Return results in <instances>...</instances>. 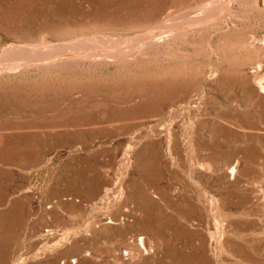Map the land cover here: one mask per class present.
Listing matches in <instances>:
<instances>
[{
	"label": "rangeland",
	"instance_id": "374dc122",
	"mask_svg": "<svg viewBox=\"0 0 264 264\" xmlns=\"http://www.w3.org/2000/svg\"><path fill=\"white\" fill-rule=\"evenodd\" d=\"M220 1L0 0V264H264V0Z\"/></svg>",
	"mask_w": 264,
	"mask_h": 264
},
{
	"label": "bare ground",
	"instance_id": "6f19581e",
	"mask_svg": "<svg viewBox=\"0 0 264 264\" xmlns=\"http://www.w3.org/2000/svg\"><path fill=\"white\" fill-rule=\"evenodd\" d=\"M214 1H215V0H214ZM219 1H220V0H219ZM243 1H244V0H243ZM247 1H248V0H247ZM220 2H221V1H220ZM222 2H223V1H222ZM222 2H221V4H222ZM241 2H242V1H241ZM246 3H247V2H246ZM253 3H255V2H253ZM208 5H209V4H208ZM224 6H225V5H224ZM224 6H223V7H224ZM209 8H210V7H208V9H209ZM210 10H211V9H210ZM223 10H224V9H223ZM223 10H222V11H223ZM227 11H228V10H227ZM207 12H209V11H207ZM223 12H224V11H223ZM223 12H222V13H223ZM218 13H220V12H218ZM207 14H208V13H207ZM220 14H221V13H220ZM220 14H219V15H220ZM205 15H206V14H205ZM214 16H217V15H214ZM220 16H221V15H220ZM212 17H213V16H212ZM236 17H237V16H236ZM217 18H218V17H217ZM229 18H230V17H229ZM174 19H175V18H174ZM209 19H211V18H209ZM212 20H213V19H212ZM176 21H177V20H176ZM197 21H198V20H197ZM197 21H196V23H197ZM202 21H203V20H202ZM208 21L211 22L210 20H208ZM198 22H199V21H198ZM206 22H207V20H206ZM192 23H194V22H192ZM201 23H204V22H201ZM206 24H207V23H206ZM193 25H194V24H193ZM195 25H196V24H195ZM202 25H203V24H202ZM204 25H205V23H204ZM198 26H199V25H198ZM204 27H205V26H204ZM160 28H161V27H160ZM191 28H192V27H191ZM161 30H162V29H161ZM171 30L173 31V29H171ZM189 30H190V29H189ZM172 31H171V33H172ZM183 31H184V30H183ZM197 31H198V30H197ZM164 32H165V30H164ZM167 32H168V31H167ZM167 32H166V34H167ZM198 32H199V31H198ZM161 33H162V32H161ZM177 33H178V32H177ZM152 34H153V33H152ZM159 34H160V33H159ZM153 35H154V34H153ZM155 35H156V34H155ZM157 35H158V33H157ZM162 36H163V35H162ZM162 36H161V37H162ZM164 36H165V35H164ZM164 36H163V37H164ZM152 37H154V36H152ZM161 37L159 36V38H161ZM169 37H170V36H169ZM174 38H175V37H174ZM164 40H165V39H164ZM164 40H163V42H164ZM173 40H174V39H173ZM87 41H89V40H87ZM131 41H132V40H131ZM143 41H144V40H143ZM155 41H156V40H155ZM41 42H42V41H41ZM79 42H80V41H79ZM67 43H69V42H67ZM59 44H60V43H59ZM79 44H80V43H79ZM152 44H153V42H152ZM128 45H129V44H128ZM27 46H28V45H27ZM39 46H40V45H39ZM39 46H38V47H39ZM49 46H50V45H49ZM82 46H83V45H82ZM121 46H122V45H121ZM30 47H31V46H30ZM41 47H42V46H41ZM46 47H48V46H46ZM65 47H66V46H65ZM68 47H69V46H68ZM85 47H86V46H85ZM119 47H120V46H119ZM124 47H125V46H124ZM233 47H234V46H233ZM238 47H239V46H238ZM25 48H26V47H25ZM27 48H28V47H27ZM33 48H34V47H33ZM42 48H43V47H42ZM57 48H58V47H57ZM99 48H100V47H99ZM221 48H222V47H221ZM29 49H30V48H29ZM170 49H171V48H170ZM4 50H5V49H4ZM22 50H23V49H22ZM51 50H52V49H51ZM74 50H76V49H74ZM80 50H81V49H80ZM89 50H90V49H89ZM89 50H86L87 53L90 52V51H92L93 49L90 50V51H89ZM106 50H108V49H106ZM110 50H111V49H110ZM112 50H113V49H112ZM127 50H129V49L127 48ZM247 50H248V49H247ZM250 50H251V49H250ZM20 51H21V50H20ZM31 51H32V48H31ZM60 51H61V50H60ZM65 51H66V50H65ZM96 51H98V50H96ZM116 51H117V50H116ZM120 51H122V49H120ZM120 51H119V52H120ZM231 51H232V50H231ZM32 52H33V51H32ZM39 52H41V51H38V53H39ZM72 52H73V51H72ZM119 52H117V53H119ZM233 52H234V51H233ZM236 52H237V51H236ZM20 53H21V52H20ZM43 53H44V52H43ZM48 53H49V52H48ZM50 53H51V52H50ZM60 53H61V52H60ZM60 53H59V54H60ZM65 53H66V52H64L63 54H65ZM75 53H76V52H75ZM79 53H80V52H79ZM83 53H84V52H83ZM97 53H98V52H97ZM99 53H100V51H99ZM103 53H105V52H103ZM107 53H109V52H107ZM120 53H121V52H120ZM169 53H170V52H169ZM198 53H199V52H198ZM238 53H239V52H238ZM1 54H2V53H1ZM39 54L42 55V56L40 55V57H41L42 59L46 58V57L43 58V54H42V53H39ZM46 54H47V53H46ZM46 54H45V55H46ZM53 54H55V53L53 52ZM70 54H71V53H70ZM70 54H68V55H70ZM73 54H74V53H73ZM77 54H78V53H77ZM85 54H86V53H85ZM85 54H84V55H85ZM100 54H101V53H100ZM100 54H98V55H100ZM109 54H110V53H109ZM113 54H114V53H113ZM128 54H129V53H128ZM196 54H197V53H196ZM207 54H208V53H207ZM57 55H58V52H57ZM75 55H76V54H75ZM86 55H87V54H86ZM91 55H92V54H91ZM142 55H143V54H142ZM169 55H170V54H169ZM232 55H233V54H232ZM25 56H26V55H25ZM38 56H39V55H38ZM52 56H53V55H52ZM58 56H59V55H58ZM76 56H77V55H76ZM76 56H75V58H76ZM79 56H80V55H79ZM100 56H101V55H100ZM105 56L107 57V55H105ZM108 56H109V55H108ZM132 56H133V55H132ZM132 56H131V57H132ZM145 56H146V55H145ZM215 56H216V55H215ZM73 57H74V56H73ZM73 57H72V58H73ZM77 57H78V56H77ZM88 57H89V56H88ZM88 57H87V58H88ZM90 57H91V56H90ZM106 57H105V59H106ZM167 57H168V56H167ZM176 57H177V56H176ZM196 57H197V56H196ZM233 57H234V56H233ZM29 58H30V57H29ZM38 58H39V57H38ZM47 58H49V57L47 56ZM47 58H46V59H47ZM50 58H51V56H50ZM50 58H49V59H50ZM56 58H57V57H56ZM62 58H63V57H62ZM72 58H70V59H72ZM75 58H74V59H75ZM83 58H84V57H83ZM85 58H86V57H85ZM85 58H84V59H85ZM93 58H94V56H93ZM111 58H112V57H111ZM120 58H121V57H120ZM186 58H188V57H186ZM46 59H45V60H46ZM49 59H48V61H46V62H49V63H50V60H51V59H50V60H49ZM52 59H53V58H52ZM67 59H68V58H67ZM79 59H80V58H79ZM97 59H99V58H97ZM97 59H94L93 62L96 61ZM117 59H118V58H117ZM133 59H134V58H133ZM18 60H19V59H18ZM36 60H37V59H36ZM39 60H40V59H39ZM63 60H64V59H63ZM65 60H66V59H65ZM65 60H64V61H65ZM72 60H73V59H72ZM86 60H87V59H86ZM86 60H85V61H86ZM101 60H102V59H101ZM106 60H107V59H106ZM108 60H109V59H108ZM174 60H175V59H174ZM238 60H239V59H238ZM34 61H35V59H34ZM37 61H38V60H37ZM51 61H52V60H51ZM54 61H55V58H54ZM58 61H60V60L58 59ZM67 61H68V60H67ZM69 61H70V60H69ZM73 61H74V60H73ZM79 61H80V60H79ZM87 61H88V60H87ZM97 61H99V60H97ZM97 61H96V62H97ZM103 61H104V59H103ZM109 61H113V60H109ZM12 62H13V60H12ZM31 62H33V61H31ZM35 62H36V61H35ZM38 62H40V61H38ZM41 62H42V61H41ZM43 62H44V60H43ZM46 62H45V63H46ZM52 62H53V61H52ZM52 62H51V63H52ZM74 62H76V61H74ZM93 62H92V63H93ZM96 62H95V63H96ZM99 62H100V61H99ZM116 62H117V61H116ZM127 62H128V61H127ZM145 62H146V61H145ZM237 62H238V61H237ZM255 62H256V61H255ZM5 63H6V62H5ZM10 63H11V62H10ZM18 63H19V62H18ZM26 63H27V62H26ZM29 63H30V62H29ZM29 63H28V65H30ZM45 63H43V64L46 65L47 63H46V64H45ZM56 63H57V60H56ZM59 63H60V62H59ZM59 63H58V64H59ZM62 63H63V62H62ZM68 63H69V62H68ZM164 63H165V62H164ZM20 64H22V63L20 62ZM37 64H38V63H37ZM40 64H41V63H40ZM74 64H75V63H74ZM93 64H94V63H93ZM116 64H117V63H116ZM120 64H121V63H120ZM233 64H234V63H233ZM25 65H27V64H25ZM25 65H24V66H25ZM33 65H34V64H33ZM44 65H42V66L44 67ZM49 65H50V64H49ZM91 65H92V64H91ZM102 65H103V64H102ZM37 66H38V65H37ZM37 66H36V67H37ZM46 66H47V65H46ZM55 66H56V64H55ZM60 66H61V65H60ZM60 66H59V67H60ZM259 66H260V65H259ZM259 66H258V67H259ZM5 67H6V66H5ZM28 67H29V66H28ZM39 67H40V66H39ZM50 67H51V66H50ZM57 67H58V66H57ZM63 67H64V65H63ZM65 67H66V66H65ZM8 68H9V67H8ZM21 68H22V67H21ZM29 68H30V67H29ZM41 68H42V67H41ZM51 68H52V67H51ZM77 68H78V67H77ZM15 69H16V68H15ZM39 69H40V68H39ZM8 70H10V69H8ZM17 71H18V70H17ZM23 72H24V71H23ZM239 163H240V162H239ZM237 164H238V163H237ZM235 165H236V164H234V165L232 166V170L235 169ZM237 169H238V168H237ZM237 171H238V170H237ZM231 172H232V171H231ZM233 173H234V172H233ZM234 174H235V173H234ZM234 174H233V175H234ZM145 240H147V239H145V238L143 237L142 240H141V244H144V241H145ZM146 242H147V241H146ZM148 244H149V243H148ZM148 246H149V245H148ZM145 247H146V246H145ZM145 249H146V248H145ZM146 251H147V250H146Z\"/></svg>",
	"mask_w": 264,
	"mask_h": 264
}]
</instances>
